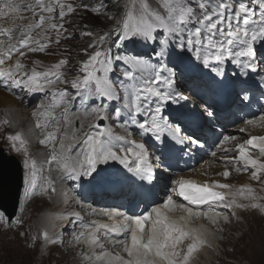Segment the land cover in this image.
<instances>
[{
	"label": "snow or ice",
	"instance_id": "1",
	"mask_svg": "<svg viewBox=\"0 0 264 264\" xmlns=\"http://www.w3.org/2000/svg\"><path fill=\"white\" fill-rule=\"evenodd\" d=\"M22 2L25 3L23 9L15 0H0V22L8 21L10 24L6 27L0 23V37H6L8 42L5 46L4 41H0V88L42 92L46 87H54L59 83L70 85L71 89L75 90V95L65 90L53 92L54 97H59L65 102L66 118L64 131L59 137V149L55 147L57 134L61 133L58 122L53 131L44 133L43 138L39 139V144L45 148L52 145L47 163L62 162V171L72 179L92 176L97 172V165L111 160L118 161L141 179L151 181L152 165L148 162L145 143L133 140V132L127 131V128L126 136H114L107 125L100 123L119 120L125 115V110H127L125 118L139 129L137 135L150 134L151 138L160 141L164 133L168 132L178 143H183L180 136L181 128L170 123L162 115L163 105L172 99V96L154 87L161 82L159 72H156L148 82L133 86L131 96L125 95L121 106L112 105L113 101L120 100L115 84L108 76V73L113 71L114 59L115 61L123 59L124 63L131 65H139L141 61L135 56L122 58L117 55L113 58L110 47L106 48L105 45L111 43L117 48L121 45L128 47L138 44L141 39L145 42L155 40L162 33L163 38L160 39L162 46L165 48L168 46V37H179V47L181 49L186 47L187 51L193 52L204 67H209L210 61L213 60L223 63L226 59H231L238 67L244 70L251 69L253 72L257 71V61L264 56L257 48V45L264 47V0H235V3L232 0H217L214 4L208 0H159L155 8L151 6L149 0H131L130 4L125 5L122 20L116 28L98 35L92 31H82L84 37L93 39L85 49L86 59L78 62V68L65 56L43 71L37 70L40 61H33L35 66L29 72L22 63L27 53H45L53 44L59 46L62 38H72L66 35L68 30L65 28V19L74 13L77 7L101 15V8H106L107 4L101 3L90 7L85 4L74 6L68 0L34 2L22 0ZM22 12L30 13V16H24ZM17 20H28V23L17 24ZM189 24L192 25V31L185 38V26ZM52 33H55L54 40ZM88 49L93 51L89 53ZM9 61L14 62L8 65ZM214 70L220 74L219 68ZM73 71L76 75L71 77ZM168 71L170 76L173 75L171 69ZM123 76L126 79L134 78L128 71H125ZM163 82L169 86L172 84L171 79ZM87 96H94L100 103L93 102L92 106L87 108L86 116L91 117L87 128L81 124L80 128H74L70 135L68 128L71 121L67 119V104L77 97L86 103ZM152 98L159 102L154 108L151 106ZM140 114L144 115L143 121L137 119ZM43 115L47 119L51 113L46 111ZM208 115L211 116L212 113L209 112ZM51 118L56 119L55 116ZM4 123L7 124L8 121L5 120ZM244 125L239 129L242 133L246 132L249 126L264 127V115L245 120ZM35 127L42 129L49 125L41 124L37 120ZM6 139L14 152L23 153L24 168L29 170L24 181L26 197H31L34 192L46 194L51 191L55 194L54 182L49 178H44L39 191H35L38 188L36 161L29 156L28 141L24 136L16 132L8 135ZM237 139L235 135H224L216 144L217 150L224 153L220 157L224 162V171L219 175L227 179L230 176V168L236 172L250 171V179L259 182L260 191L264 192V135H252L243 143L227 146ZM113 140L121 142L122 146L114 150ZM192 143L195 144L197 141L192 140ZM77 145L81 146L80 150L72 155ZM251 149H255L256 152L253 153ZM233 151L237 153L235 157L228 155ZM211 155L216 157L217 151H213ZM157 159L159 160V157ZM237 197L249 200L250 203H238ZM258 200H264V196L255 195V189L250 185L233 190V186L228 183L216 181L198 183L193 179L181 177L171 181L165 198L150 210L134 215L115 210L103 211L101 215L110 223L93 221L92 225L86 226V231L72 235L77 244L83 243L90 250V254H83L84 259L94 260L97 264H192L194 254L208 246L205 229L188 227L193 219L209 220L213 226L216 225L217 218L229 222L228 216L212 211L213 206L230 210L260 209L264 212V207L256 202ZM202 205H208L209 210H200ZM176 211L183 215L178 219L170 218L169 213ZM69 215L79 219V213ZM55 219L67 220L68 216L61 215ZM9 221L10 218L6 219L5 214L0 212V223L7 226ZM11 223L19 224L20 221L17 219ZM52 227L54 228L55 224ZM101 237L113 247L122 246L127 259L107 250ZM36 239L32 238L33 245ZM40 239L45 247L61 242L47 230L40 233ZM185 241L188 242L186 247L181 248Z\"/></svg>",
	"mask_w": 264,
	"mask_h": 264
},
{
	"label": "rangeland",
	"instance_id": "2",
	"mask_svg": "<svg viewBox=\"0 0 264 264\" xmlns=\"http://www.w3.org/2000/svg\"><path fill=\"white\" fill-rule=\"evenodd\" d=\"M97 1L107 4V7L101 11V15H95L91 11H85L83 8L77 7V10L74 13L68 15L65 19V28L68 30L66 35L72 38H62L61 44L59 46L53 44L46 50L45 53H39L37 56L26 57L24 60H22V63L25 64V70L30 72L35 66L33 61H40V66L37 68V70L43 71L44 68L51 66V64L58 62L59 59L64 58L65 56H67L73 66L78 68V62L86 59L85 49L87 48L88 43L93 39V37H84L82 35V29L92 31L97 35L107 33L111 29L116 28L123 17V12L126 5V3L123 5V0ZM15 2L19 3L22 9L25 7V3L22 2V0H15ZM31 2H34V0H31ZM68 2L72 3L74 6L84 4L82 0H68ZM208 2L214 4L217 2V0H208ZM232 2L235 3V0H232ZM96 4L97 2L92 5L95 6ZM156 5L157 4H151L153 8H155ZM21 14L24 16H30V13L27 12H22ZM109 17H112V19H109ZM16 23L26 25L28 20H17ZM7 26H10V24H6V27ZM85 26H87V28H85ZM191 31V24L185 26V38H187V35ZM51 35L54 40L55 33H52ZM173 37L174 36L168 37V40ZM161 38H163L162 33L161 36L154 40L156 43H152V45L158 47L157 43H159ZM113 39H115V36H113ZM176 39L178 41L179 37H176ZM149 42L151 43L152 40ZM140 44L141 40L138 44L129 45V47L138 48ZM170 44L172 45L173 52L182 54L186 53V47L181 49L179 44H176L175 41L171 42ZM108 45H111L112 47L115 44L110 43ZM108 45H105V47ZM65 49L67 51H65ZM118 49L120 50L121 57H123V55H137L135 52H131V50L125 48V46L122 45ZM92 51L93 49H88L89 53ZM49 53L52 54L50 55ZM128 53L130 55H128ZM116 62L121 63V60ZM153 72L154 74L159 72L161 75V82L154 85V87L160 91L167 89L169 86L163 81L168 79L177 81V76L174 74L176 73L175 71L172 72L173 75L171 76L169 75V72L163 68ZM154 74L147 71L135 72L134 86L148 82L150 78L154 77ZM75 75L76 72L73 71L71 73V77H74ZM59 90H65L73 95L75 94V90L71 89L70 85H62L59 83H57L54 87H46L44 91H42V97L35 98L31 101L28 98L29 93L22 91L21 89L8 90L12 97L6 95L5 90L0 92H3L2 94L9 98L8 100L10 101L7 106L0 108V148H3L7 155L14 156L20 162L23 173V187L21 191L22 202L20 214L17 217L20 223L11 226L8 225V228H6L3 223H0V264H88L87 260H85L83 257L84 253L81 248L78 246H73L72 240L69 236L59 239L61 242L56 245L50 244L45 247L43 241L40 239V233L47 230L49 231L50 235L55 236L54 233H56L58 228L57 223H60V227H65V220H56L54 218L51 226L48 229L46 227L45 214L48 216H53L57 214L58 211H54L53 208L46 209L43 212H40V210L42 209V206L46 207V203L59 205L57 208L60 209V215H63V213L67 211V208L63 210V206L60 205L64 204L65 202L61 199H58L55 194H46L36 198V194L34 192L31 197H26L24 191V181L29 170L24 168L23 153L14 152L6 139L8 135L20 132L28 141L27 147L29 156L31 159L36 161L38 188L35 191H39L40 186L43 185L44 178H49L53 181L54 177V179L59 183V180L53 171L52 163H47L52 145H49L48 148H45L39 144V139L43 138L44 133L53 131L57 120H60V124L63 125V130L60 133V135H62L64 131V121L66 118L64 115L65 103H61L58 107L57 113L54 115L56 119L53 120L52 123H43L49 125L47 128H42V130L36 131L34 128L33 118L34 113L39 112L41 109L42 111H45L48 108L45 106L50 102L49 99H52L51 93L53 94L54 91ZM119 102V100L116 101L117 106H119ZM38 105H43L44 107L38 108ZM90 106L92 105L85 106L76 104L74 109L78 110V112H74L70 109V105L67 104V119L71 121V125L68 128L70 135L72 130L74 128L79 129L81 124L84 125L85 129L87 128V124L91 117L86 116V110ZM5 120L8 121L7 124L4 123ZM65 142L71 143V141ZM55 147L59 149V139H57ZM54 186L56 188L57 185L54 183ZM59 189L60 188L58 187L57 190ZM56 193L60 194L59 192ZM64 198L65 197H62V199ZM35 199H44V201L39 200L34 203ZM256 202L264 207V200H258ZM244 204H249V202ZM246 209L248 212L246 213L247 219H244L245 223H243L240 215L236 214L234 210H230V212L225 213L224 215L229 217V222L227 223L222 220V222L226 224V231H224V234L221 236L216 235L218 239L214 241V243L213 241L208 242L209 248L211 247L210 249L213 251L215 250L214 252L216 255L218 254L221 256L218 258L220 259L218 264H264V212H262L260 209ZM233 212L235 213V216H233ZM230 220L232 221L230 222ZM53 224H55L54 228L52 227ZM25 225H28L29 227L33 225L35 227L34 235L24 233L21 235ZM208 228L212 229L213 227L211 226ZM58 234L60 235V232H58ZM33 237L37 238L34 245L32 240ZM30 245L32 246L30 247ZM206 253H208L207 257L209 256L208 258H210L211 252ZM192 264H196V262L192 261Z\"/></svg>",
	"mask_w": 264,
	"mask_h": 264
},
{
	"label": "bare ground",
	"instance_id": "3",
	"mask_svg": "<svg viewBox=\"0 0 264 264\" xmlns=\"http://www.w3.org/2000/svg\"><path fill=\"white\" fill-rule=\"evenodd\" d=\"M0 23H3L4 26H5L9 22L8 21H4V22H0ZM4 43H5V45H7V42L5 40H4ZM228 63H231V60L226 59L223 63H219L218 62L217 64L219 66H223L224 64H228ZM2 93H0V108L1 107H5V106H7L10 103V101L8 100L9 98L4 96ZM11 121H12V119H11ZM197 121L199 122L200 120L196 119L195 122H197ZM203 122H205V120H203ZM244 126H245L244 124H241V125L238 126V128L240 129L241 127H244ZM232 134L233 133H231L230 127L224 128V135H232ZM242 134L245 135L244 140H246L251 135H264V129L259 131V132H256V133H252V132L247 130L246 132H243ZM232 146H230V147H232ZM215 151H217V149ZM223 155H224V153L217 151V156L214 157V159L212 161H210V162H204V163L200 164L199 166H197V165L191 166L192 164H190L189 167H188V170H187L188 175H186L187 173H185L184 174V175H186L185 177L188 178V179H193V180L197 181L198 183H211L213 181L220 182V183H228V184L233 186V190L238 189V188H240L242 186H245V185H250L252 188L255 189V195L264 196V192L260 191V183L257 182V181H252L250 179V171L248 172V174L246 176H244L243 174L242 175H238V173H234L231 169H229L230 176L227 179H225L222 175H219V173H222L224 171V167H223V163L224 162L223 161H218L217 158L218 157L220 158ZM228 155H230L232 157H235L236 156V152L235 151L230 152ZM112 164L116 165L114 161L112 162ZM208 164H211V165H208ZM189 172H191V173H189ZM45 177H46V175H45ZM41 195H45V194H41ZM55 196L58 199L63 200L64 202H65V200L68 201V199L66 197L64 199H62V196L60 194L55 193ZM248 201L249 200H245V199H242L240 197H237V202L238 203L244 204V203H246ZM64 209H66V208L63 205V210ZM63 210H62V212H63ZM231 210H234L236 212V214H239L241 219H242V221H243V223H245L244 219H247L246 218V213L248 212L246 208L245 209L233 208ZM221 212L224 213V214L228 213V209L227 208H221ZM65 213H63V214H65ZM180 215H183V214L180 213L179 211H177L175 213H172V214H169L170 218H173V219H178ZM231 221L232 220H230V222ZM211 226L214 227L210 223L209 220H206V219H203V218H201V219H193L190 222V224L188 225V227H190V228L205 229L206 231L207 230L210 231L208 233V240L209 241H213V243H214V241H216L218 239L216 237V235L217 236L218 235L221 236V235L224 234V231H226V224L224 222H222L221 219L217 218V223L215 225V229L210 230V228H208V227H211ZM54 234L56 235V233H54ZM187 243L188 242L185 241V244L181 245L180 247L181 248L186 247ZM210 248H209V246H206V247L202 248L198 253L194 254L193 261H195L196 264H202L204 261L207 260L208 253H206V252H211V255L213 257L218 258L216 253L214 252L215 250L213 251ZM121 256L124 259H127V254L126 255H121ZM197 258H198V260H197Z\"/></svg>",
	"mask_w": 264,
	"mask_h": 264
},
{
	"label": "water",
	"instance_id": "4",
	"mask_svg": "<svg viewBox=\"0 0 264 264\" xmlns=\"http://www.w3.org/2000/svg\"><path fill=\"white\" fill-rule=\"evenodd\" d=\"M22 174L18 163L0 150V209L12 219L21 189Z\"/></svg>",
	"mask_w": 264,
	"mask_h": 264
}]
</instances>
